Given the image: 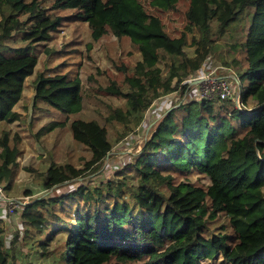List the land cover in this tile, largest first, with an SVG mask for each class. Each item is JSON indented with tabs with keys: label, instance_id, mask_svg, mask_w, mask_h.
I'll list each match as a JSON object with an SVG mask.
<instances>
[{
	"label": "trees",
	"instance_id": "trees-1",
	"mask_svg": "<svg viewBox=\"0 0 264 264\" xmlns=\"http://www.w3.org/2000/svg\"><path fill=\"white\" fill-rule=\"evenodd\" d=\"M155 1L166 9L175 3ZM249 6L255 11L248 15L250 26L244 43L248 64L240 76L248 80L243 100L253 97L256 106L241 110L227 105L224 115H215L212 102L202 101L204 111L198 118L189 114L196 101L192 99L184 118L174 120L176 109L170 110L155 126L138 159L121 165L103 188L81 185L62 189L25 205L24 222L45 230V238L55 237L59 229L67 232L62 248L64 264H199L203 257L215 253H221L230 264H264V195L260 188L264 182V0H191L187 18L190 25L207 32L208 19L215 17L220 32H225L245 16ZM68 9L72 10L69 14L65 13ZM63 25L73 26L76 42L83 26L94 40L108 32L119 40L129 39L140 47L144 70L155 67L161 51L174 57L185 55L183 40L170 37L162 20L147 12L141 0H54L49 7L43 6L42 0H0L1 120L23 118L14 106L22 98L26 78L39 63L35 44L51 40ZM18 39L22 42L16 44ZM43 50L47 55L56 52L50 46ZM71 57L67 53L61 63L37 72L35 104L42 100L68 115L82 112L83 82ZM136 78L129 77L130 91L123 93L126 105L111 106L110 115L101 123L93 117L71 122L74 141L91 151L88 167L109 159L111 121H119L129 134L142 123L148 102L146 87ZM189 86L178 80L174 88L183 97ZM232 117L246 131L244 135L230 124L236 122ZM211 119H216L214 125L221 133L218 140L211 138L217 136L213 127H207ZM67 122L52 120L38 134ZM203 134H207L205 142L201 141ZM0 147V180H6L5 173L22 153L20 135L4 133ZM68 168L75 171L71 165ZM181 168L198 169L210 183L175 184L170 171ZM54 169L47 172V187L65 179ZM129 176L137 182L129 181ZM206 211L211 217L217 212L227 214L233 233H209ZM0 264H8L6 256L0 258Z\"/></svg>",
	"mask_w": 264,
	"mask_h": 264
},
{
	"label": "rangeland",
	"instance_id": "rangeland-1",
	"mask_svg": "<svg viewBox=\"0 0 264 264\" xmlns=\"http://www.w3.org/2000/svg\"><path fill=\"white\" fill-rule=\"evenodd\" d=\"M29 1V0H28ZM147 12L158 16L163 22L164 31L172 38H180L184 44L182 50L185 55L175 57L167 51H161L155 67L150 70L141 68L143 61L142 52L138 44L129 39L119 40L111 32L101 39L94 40L90 31L83 26L78 39L72 33V25L60 26L51 40L46 43L35 44L39 55V63L32 75L25 81L22 98L15 104L14 110L22 113L23 118L13 122L0 119V136L4 133H18L21 137L22 153L9 172L6 180H0L8 197L21 199L25 205L33 202L38 197H49L57 194L62 189L87 186L90 189L104 187L109 178H115L118 168L127 161H136L138 154L143 149L144 143L152 135L157 123L172 109L174 120L181 121L188 113V106L192 99L182 98L174 88L179 80L181 84L191 83L197 75L206 71H214L217 75L233 74L239 78L243 91L248 86V80L241 79V69L247 67V53L244 43L250 26L248 15L255 11L249 6L245 16L231 23L225 32H220L219 22L215 17L207 21L208 31L202 32L198 26L188 22L187 13L191 0H175L172 8L155 5V0H141ZM54 0H42L43 6H50ZM72 10H66L69 14ZM22 41L18 39L16 44ZM50 46L54 53L47 55L44 47ZM67 53L72 61L79 66V75L82 78L85 94V107L81 113L68 115L64 111L54 108L42 100L34 102L36 96L35 78L37 72L47 71L54 64L67 59ZM142 79L146 87L144 98L148 107L144 112V119L136 130L130 134L119 121L108 124V135L112 143L109 159L99 164L88 163L91 160V151L82 144L74 141L71 122L76 118L89 120L96 118L100 123L104 117L110 115L111 106L122 107L126 105L123 93L130 91L129 77ZM236 88H238L236 84ZM243 99V97H242ZM195 101V100H194ZM202 99L195 101L190 115L200 117L203 114ZM214 105L215 115L225 114V107L231 101L209 100ZM245 102V109H252L257 101L251 97ZM220 106L222 108H220ZM64 127H57L44 134H38L40 129L52 120H66ZM233 120H236L232 117ZM217 121L219 118L217 116ZM216 119L208 121L207 127H213V134L217 132ZM206 124V125H207ZM241 136L245 134L240 123L236 120L231 123ZM221 133L211 138L218 140ZM207 134L202 135L205 142ZM176 151L179 147L174 148ZM187 149V148H186ZM0 147V152H1ZM221 153L226 154L222 149ZM71 165L75 171L68 168ZM243 166H251L249 163ZM51 167L60 173L63 182L54 187L45 185L47 172ZM58 169V170H57ZM172 180L175 184L180 182H196L208 185L210 179L198 169L192 171L181 168L171 170ZM132 175V174H130ZM67 177V178H66ZM129 181L137 182L136 177L129 176ZM264 195V182L261 184ZM23 208H18L13 213H8L0 207V258L6 256L8 264H64L62 261V248L67 238V232L59 229L56 236L45 238V230H40L33 224L23 220ZM211 212L206 211L209 233L231 234L233 225L227 214L217 212L211 217ZM71 223V221H70ZM1 241V240H0ZM45 241L46 244H41ZM199 264H230L221 253L203 257Z\"/></svg>",
	"mask_w": 264,
	"mask_h": 264
},
{
	"label": "built area",
	"instance_id": "built-area-1",
	"mask_svg": "<svg viewBox=\"0 0 264 264\" xmlns=\"http://www.w3.org/2000/svg\"><path fill=\"white\" fill-rule=\"evenodd\" d=\"M189 84L190 86L183 96L184 99H202L203 101L227 100L233 102L235 108L246 110L245 102L242 99V86L237 76L233 74L217 75L214 71H206L201 75H197L193 79L192 84ZM236 84L238 88H236ZM24 206L25 201L8 197L4 186L0 183V207H3L8 213H13Z\"/></svg>",
	"mask_w": 264,
	"mask_h": 264
}]
</instances>
